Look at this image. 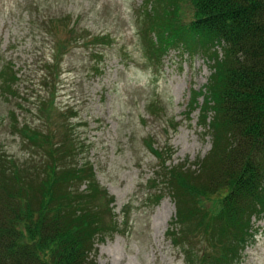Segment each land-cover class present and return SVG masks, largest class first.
Returning a JSON list of instances; mask_svg holds the SVG:
<instances>
[{
	"label": "rangeland",
	"instance_id": "1",
	"mask_svg": "<svg viewBox=\"0 0 264 264\" xmlns=\"http://www.w3.org/2000/svg\"><path fill=\"white\" fill-rule=\"evenodd\" d=\"M177 6L179 14L172 18L191 19V0H0V155L26 171L41 164L43 168L47 153L31 145L24 130L50 132L60 122L71 123L70 134L79 146L77 165L92 163L93 181L111 196L109 204L108 196L100 199L109 208L101 212L104 224L98 227L105 235L93 237V244L89 238L88 264H197L200 249L210 252L209 241H214L209 228L190 237L200 215L176 224V231L185 235L184 244L178 236L168 238L165 231L176 218L175 200L162 186L151 187L153 180L168 175L159 169L148 143L160 151L167 142L172 149L167 164L196 162L211 146V136L199 125V110L192 111L202 96L195 98V105L190 102V108L188 102L190 90H202L214 80L213 50L187 54L179 49L181 31L171 32L165 48L157 51L165 52L157 62L144 37L149 26L161 38L163 8L169 15ZM40 12L56 17L37 24ZM56 20H65V25L54 26ZM72 26L83 38L72 32L69 49L54 59V40L69 37ZM99 33L107 34L111 43L85 45V39ZM214 52L223 55L220 46ZM54 63L55 75L50 67ZM9 68L16 72L14 81L9 80ZM52 97L57 112L48 115L41 105ZM187 108L192 113H186ZM15 125L23 127L22 135ZM79 183V189L87 186L86 181ZM158 188L161 194L149 199L148 193ZM252 219L253 238L233 264H264V214Z\"/></svg>",
	"mask_w": 264,
	"mask_h": 264
},
{
	"label": "trees",
	"instance_id": "2",
	"mask_svg": "<svg viewBox=\"0 0 264 264\" xmlns=\"http://www.w3.org/2000/svg\"><path fill=\"white\" fill-rule=\"evenodd\" d=\"M191 5L193 15L187 22L172 18L180 7L169 15L163 8V36L155 43L149 39L148 49L159 62L162 55L157 51L165 48L169 33L181 31L178 42L185 49L213 50L214 80L192 95L194 104L195 96H202L199 124L211 136V147L194 163L163 167L167 178L152 183L162 184L175 200L176 218L166 235L172 241L175 236L185 240L176 224L200 215L190 237L209 228L214 241H209L210 252L200 249L202 262L197 264H233L253 238L252 216L264 214V0H191ZM77 31L72 27L69 37L54 40V59L68 50L72 32L83 38ZM85 40V45L111 43L100 33ZM216 46L222 56L214 52ZM9 71L14 81L16 72ZM41 107L48 115L57 112L53 97L43 100ZM58 124L50 132L39 127L24 130L27 141L47 153L43 168L41 164L26 171L0 155V264H88L89 238L92 244L93 237L105 235L98 227L104 224L101 212L109 208L100 199L108 196L109 204L111 196L93 181L92 163L77 165L79 146L70 134L71 123ZM15 129L22 135L23 127ZM148 145L161 155L152 141ZM80 181L87 186L79 189ZM157 190L161 194V188Z\"/></svg>",
	"mask_w": 264,
	"mask_h": 264
}]
</instances>
